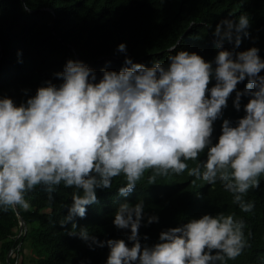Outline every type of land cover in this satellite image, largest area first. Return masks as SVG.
<instances>
[{
    "label": "clouds",
    "instance_id": "obj_1",
    "mask_svg": "<svg viewBox=\"0 0 264 264\" xmlns=\"http://www.w3.org/2000/svg\"><path fill=\"white\" fill-rule=\"evenodd\" d=\"M20 2L24 11H31L30 0ZM250 28L248 14L221 20L211 33L216 50L211 61L172 49L175 54L166 64L155 60L147 67L135 63L121 43L117 52L125 59L119 71L101 69L98 79L94 69L70 59L53 74L59 84L44 81L19 104L0 96V211H29L30 194L37 189L51 204L53 193L63 186L73 191L59 225L71 223L77 229L75 218L84 219L87 208L99 203L97 190L111 189L113 180L123 176L126 183L117 195L125 202L116 208L112 223L127 242L100 240L88 227L68 232L91 251L106 247L105 264L236 260L251 247L252 233L245 235L247 224L235 213L188 219L161 230L149 246L150 238L139 230L159 223V217L147 216L143 224L144 200L132 204L126 198L146 172L149 185L186 172L193 184L219 183L241 212H253L255 203L245 197L260 189L264 177V58L255 46L237 51L244 39L256 43ZM233 94V108L244 112L235 122L224 118ZM243 98L247 103L242 106ZM217 121L222 124L214 141ZM201 154H206L203 160ZM188 161L195 166L190 168Z\"/></svg>",
    "mask_w": 264,
    "mask_h": 264
},
{
    "label": "trees",
    "instance_id": "obj_2",
    "mask_svg": "<svg viewBox=\"0 0 264 264\" xmlns=\"http://www.w3.org/2000/svg\"><path fill=\"white\" fill-rule=\"evenodd\" d=\"M29 6L31 11H24L20 0H0V96L10 97L17 104L35 95L44 81L59 84L53 74L63 71L70 59L94 69L98 79L101 69L119 71L125 59L117 52L121 43L127 45V54L135 63L147 67L155 60L166 64L168 56L175 54L172 49L196 52L211 61L216 55L211 33L229 15L237 18L248 14L249 31L256 39L255 44L252 39H244L237 51L255 46L264 58V0H30ZM225 47L231 50L230 45ZM244 87V83L238 85L239 90ZM233 99L234 94L224 118L235 122L244 112L243 107L235 111ZM246 103L247 98H243L242 106ZM221 124H215L214 141L220 135ZM205 155L201 154L200 159ZM187 163L190 168L195 166L194 162ZM149 174L145 173L135 192L126 198L132 204L144 200L143 224L147 216L159 217V223L139 230L142 237L150 238L146 241L149 246L158 241L161 230L188 219L235 213L247 224L245 235L252 233L251 247L227 264H264V177L260 189L245 197L255 203L253 212L243 213L219 183L208 185L197 180L193 184L194 178L185 172L158 178L149 185ZM125 183L120 176L113 180L111 189L97 190L99 203L87 208L84 219L75 218L77 229L71 223L66 228L59 225L67 215L64 206L70 205L73 191L63 186L53 193L51 204L47 194L37 189L30 194L29 211L20 209L19 215L12 210L0 211V264H25L19 262V257L26 243L44 253L34 264H105L106 247L91 251L78 236H69L68 232L78 234L79 228L88 227L90 234L100 240H126L125 233L112 223L116 208L125 202L117 195V189Z\"/></svg>",
    "mask_w": 264,
    "mask_h": 264
},
{
    "label": "rangeland",
    "instance_id": "obj_3",
    "mask_svg": "<svg viewBox=\"0 0 264 264\" xmlns=\"http://www.w3.org/2000/svg\"><path fill=\"white\" fill-rule=\"evenodd\" d=\"M44 253L41 250H34V248H31L29 243H26L24 245L23 253H21L19 257V262L23 261L25 264H34L33 261L35 259H38L40 257H43Z\"/></svg>",
    "mask_w": 264,
    "mask_h": 264
},
{
    "label": "water",
    "instance_id": "obj_4",
    "mask_svg": "<svg viewBox=\"0 0 264 264\" xmlns=\"http://www.w3.org/2000/svg\"><path fill=\"white\" fill-rule=\"evenodd\" d=\"M17 215H19V211H16Z\"/></svg>",
    "mask_w": 264,
    "mask_h": 264
},
{
    "label": "built area",
    "instance_id": "obj_5",
    "mask_svg": "<svg viewBox=\"0 0 264 264\" xmlns=\"http://www.w3.org/2000/svg\"><path fill=\"white\" fill-rule=\"evenodd\" d=\"M23 225V224H22ZM12 254V253H11Z\"/></svg>",
    "mask_w": 264,
    "mask_h": 264
}]
</instances>
